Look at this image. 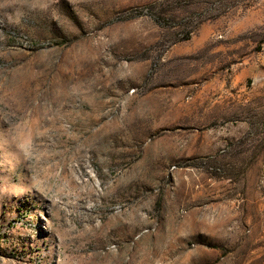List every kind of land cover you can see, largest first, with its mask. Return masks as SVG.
Segmentation results:
<instances>
[{"label": "rangeland", "instance_id": "rangeland-1", "mask_svg": "<svg viewBox=\"0 0 264 264\" xmlns=\"http://www.w3.org/2000/svg\"><path fill=\"white\" fill-rule=\"evenodd\" d=\"M0 264H264V0H0Z\"/></svg>", "mask_w": 264, "mask_h": 264}]
</instances>
